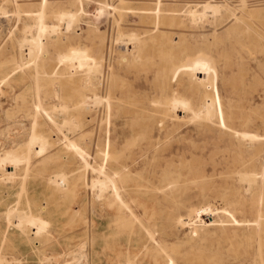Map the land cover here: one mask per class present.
Returning <instances> with one entry per match:
<instances>
[{
    "label": "rangeland",
    "instance_id": "374dc122",
    "mask_svg": "<svg viewBox=\"0 0 264 264\" xmlns=\"http://www.w3.org/2000/svg\"><path fill=\"white\" fill-rule=\"evenodd\" d=\"M15 1L20 10L41 8V0ZM15 8L14 0H0V12L9 16L0 15V72L14 67L13 59L23 64L0 83V145L8 135L25 141L32 134L49 145L43 163L34 159L13 184L0 187V213L7 203L19 213H38L48 224L42 236L50 239L2 234V213L0 264H81L85 252L89 264H116L114 248L104 249L102 241L149 237L143 228L135 235L114 229L110 190L97 198L100 189L85 185L95 174L83 170L65 138L92 157L108 139L107 165L126 167L120 184L138 199L141 221L157 239L168 240L142 250L141 264H165L168 257L174 264H264V0H47L45 21L58 31L49 41L42 37L44 49L30 58L27 46H16L22 23H15ZM60 11L73 13L74 22L52 16ZM79 49L92 60L89 66L97 63L90 75L94 88L82 87L86 68H77V60L56 59ZM203 64L205 82L196 72ZM210 93L228 125L259 137H235L194 120L191 109ZM174 98L187 101L188 109L173 105ZM54 169L65 175L63 191L41 180ZM167 183L173 187L162 192ZM202 208L209 213L190 233L176 221ZM28 228L27 234H38Z\"/></svg>",
    "mask_w": 264,
    "mask_h": 264
},
{
    "label": "bare ground",
    "instance_id": "6f19581e",
    "mask_svg": "<svg viewBox=\"0 0 264 264\" xmlns=\"http://www.w3.org/2000/svg\"><path fill=\"white\" fill-rule=\"evenodd\" d=\"M14 3H15V7H16L14 9V12L17 15V18L15 19V23L16 22L22 23V28H21L22 34H21V37L16 40V46L19 49H22V47L24 48V46H27L28 50L31 51V54L29 55V57L26 54L25 58H30L31 55L34 54V52L37 53V55H38V52H41L44 49L45 43H42V37H45L46 41L47 40L49 41L48 37H51L50 33H54L58 30H57V27L55 25H53L52 23L48 24L45 21L44 17L46 15L45 14L46 12L44 11V9L47 6V0H41V8L38 11L20 10V8L17 5V1L14 0ZM91 3H93V2H91ZM208 8L209 7L207 5L203 6V9H208ZM99 11H101V9ZM157 11H158V9H157ZM190 12H194V11H190ZM202 12H204V11H202ZM3 13H4V15H7L6 11ZM21 13L25 14V16L19 15ZM100 13L101 12H99V14ZM0 15H1V19H2L4 15H2L1 12H0ZM105 15H107V14H105ZM196 15L202 16L203 13H197ZM52 16L57 18L58 20H62V22H63V19L65 20V18L68 19V22H71V23L74 22V20H75V15L73 13L67 12V11H65V12L60 11L57 13H53ZM191 16L194 17L195 15H191ZM1 23H3V22H1ZM71 23H69L68 27L71 25ZM14 27L15 26L13 25V29H14ZM68 27H67V29H68ZM65 30H66V28L64 29V31ZM10 32H12V31L10 30ZM121 39L119 38V40L117 42H119ZM129 42H130V39H129ZM18 56H19V54H18ZM56 59L59 63L67 62L68 64L70 63V61L72 59L73 60L75 59V61L77 60L78 61V67L77 68H79V69L86 68L84 71L85 77H83L80 80V82L82 83V87H84L86 89L94 88V82L91 79L90 75L92 74L93 69L95 70L97 63L94 62L93 66H91L92 65V63H91V65L89 66V60L90 61H92V60L85 54L84 50H82V49H79L76 51L70 50V53H68V54H58L56 56ZM29 61H30V59L28 60V62ZM34 61H35V56H34ZM28 62L26 65H28L30 63V62L29 63ZM31 62H32V60H31ZM191 62H192V60H191ZM20 63L17 60L13 59V64L15 66L12 67L8 71L4 70V71L0 72L2 74L0 77V83H5L8 80V77L14 73L15 69L20 68L21 65L23 66V64H20ZM32 63L34 64V62H32ZM71 63H72V61H71ZM26 65H24V66H26ZM71 67H72V65H71ZM196 67H197L196 72L203 75L202 80H204L203 82H205L206 81L205 75H207V76L209 75L208 64H206V65L203 64L202 66L196 65ZM93 72H95V71H93ZM184 73H186V72H184ZM179 74H180V72H179ZM214 74H215V72H214ZM34 75H35V72H34ZM104 76H105V74H104ZM39 80H41V79H39ZM50 80H53V79H50ZM203 82L199 81V84L203 83ZM203 85H204V83H203ZM208 86H210V85L208 84ZM75 92H77V91H75ZM210 94H212V93H210ZM213 95L214 94H212V96H208V95L204 94L201 103L198 104V106H196L195 108L191 109V112H192L191 116H193L194 120L199 118L200 120H203L208 125H212V126L215 125L219 132L231 131V132H233V135L235 137H239V138H243V139H250V140H255L259 137V136L255 135L254 133H251V132L237 131V130L233 129L230 125H228L225 121L223 107L219 103L218 98L215 100L213 98ZM81 96L88 98L87 94L81 95ZM170 97H171V95H170ZM89 98H93L92 101L94 100L97 104H99V102H100L99 100H101L99 97H97V94H92L91 96H89ZM83 100H84V98H83ZM171 101H172L173 105H177V106L181 107L182 110H183V108L186 109L188 107L187 101L183 102V99L178 100V99L174 98ZM80 102L81 103L79 105L85 104V103H83L82 100ZM104 104H107V102H105ZM172 104L170 106L168 104V107L171 108ZM91 106H92V104H91ZM105 106H107V105H105ZM166 107H167V105H166ZM65 108L66 107H64L63 109H65ZM33 109H35V110L37 109L38 111H41V107L39 105H36L35 108H33ZM58 109H59V107H58ZM107 109H109V106L107 107ZM176 110H178V109H176ZM182 110H179V111H182ZM52 111H55V110L53 109ZM34 114H35V111H34ZM44 115H46L48 120L53 123L52 118L47 113H45ZM191 116L189 118L190 119L189 121L193 120V119H191ZM174 118H176V117H174ZM65 124H67L66 121L64 123L62 122V128H63V126H65ZM8 125H14V124H8ZM9 127H11V126H9ZM31 129H32V127H31ZM66 130L64 129L63 131L65 132ZM7 138L9 141L7 143H3L0 145V147H1V149H0V169H3V166H5L7 164L9 166L8 167L9 170L4 169L3 170L4 172L0 173V187L1 188L7 187V182H11V184H13L15 182V178L19 174L18 171L21 168H25V169L28 168L29 169V167H32L34 162H36L34 159L38 160L37 162H39V163L40 162L43 163V161L46 160L45 151L47 149V146L49 145V141H46L44 137L36 135V134L29 135V137L25 141H23V139L20 140L18 135H14L12 137L10 135H8ZM65 140L67 141L66 146H69L70 149L76 154V157L79 159V161L83 167V170L86 173H89V171H90L92 174H95V176L93 178H91L90 184L85 183V185L89 186L91 188L96 187V188L100 189L99 190L100 194H98V195L96 194L97 198H99V196L102 195L103 190H106V189L110 190L111 194L109 196V199L107 200V204H108V206L113 207L114 218H113L112 222L114 223V229H116L118 232H124L125 234L130 233V234L135 235L136 233H139L141 228H143L146 230V232L149 236L145 242H141V239L139 237L137 239H129V240L124 241V242L121 240L120 237H116V238L114 237L113 239H110L108 242H107V239L102 241V246L104 249L111 248L113 250V248H114V253H112V258L114 261H116V264H141L142 260L138 259V255L142 250L150 248V247H154V246L163 247V245H166V243H168L167 239H160V238L157 239L155 237L154 233L150 232L147 229L148 225H145L144 222L141 221L140 215L138 214L139 212L136 210L138 199L130 196V191H128L127 187L125 185H124L125 187H123V185L120 184L121 178L123 177L122 175L124 173L123 168L126 169V167L123 166L121 169L120 168L117 169V167H116L113 169V168H111L110 165H109L110 168L107 165V164H110L111 161L109 163H108V161L112 158V157L108 158L109 140L108 139L105 140V143L102 147L103 150L100 151V149H99V151L97 153H95L93 157L85 149H83L81 146L76 144L74 141H72L70 139H66V138H65ZM11 150H15V152H12ZM99 152H101V154ZM98 154H100V157L98 156ZM96 159L99 160L98 163L95 161ZM91 160H93V165L91 163ZM45 173H47V174H45ZM45 173H44V175H41L42 176L41 180L45 179L47 183L53 184V186L55 187L56 190L63 191L64 182H65V175L60 173V171H58V169H54V170L49 171V172L45 171ZM236 175H238V174H236ZM252 176H254V174ZM22 177L24 178V176H22ZM253 182H254V180H253ZM172 187H173L172 183H167V184L161 186L159 189L162 192H167ZM6 197L8 198V196H6ZM3 198H4L3 195H1L0 200H2ZM7 198H5L4 201L7 200ZM17 199H18V197H17ZM3 205H4V203H3ZM3 207H4L3 212H2L3 216H4L3 219H5V221L7 223L5 222L4 226H6V227H3V228H5V230H3L4 232L1 230L2 234L6 233V235H7V233H9V231H11L10 235H14L16 238H19L21 235H23L26 241H31V239H40L41 237L43 238L44 241L45 240L48 241V239H50L49 236H47V235L42 236V234L45 231L48 224L38 215V213H37V215H33L32 212H30V213H27V212L19 213L18 212L19 210L17 208H15L14 206L11 207L9 203L5 204V206H3ZM205 210L206 209H203V208L199 209V210H195V211H193L192 214L186 216L187 217L186 219L179 218L176 221L179 224L182 223V224L188 225L190 227L189 228V233H190V231H192V229H196V227L198 226L201 215L202 214L206 215V213H209V210L207 212ZM196 211H199V213L195 214ZM224 212L227 213L226 210H224ZM2 213H0V214H2ZM140 213H141V211H140ZM14 217L16 219H14ZM120 222L124 223V224H119ZM136 222L137 223L139 222V226H138V229L135 231L134 224ZM110 226H111V224L108 225V229L110 228ZM28 227H32L36 232H38V234L36 235L33 232L34 230L31 231V232H33L32 236L27 234L25 229ZM0 240H1V238H0ZM2 241H4V239ZM91 250H93V248H91ZM131 252H133V253L131 254ZM84 254L85 255L83 256L81 264H89V261L87 259V256H89V255H87L86 252ZM54 256L56 257L57 255L54 254ZM43 257H44V259L47 260V257L45 255H43ZM2 258L0 257L1 260H2ZM122 258H124L123 259L124 261H121ZM165 264H174L173 259L171 257H168V260L166 261Z\"/></svg>",
    "mask_w": 264,
    "mask_h": 264
}]
</instances>
